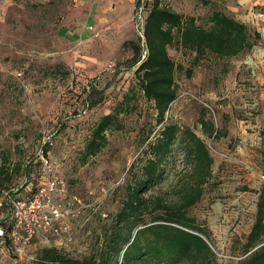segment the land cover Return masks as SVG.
I'll return each mask as SVG.
<instances>
[{
    "label": "rangeland",
    "instance_id": "rangeland-1",
    "mask_svg": "<svg viewBox=\"0 0 264 264\" xmlns=\"http://www.w3.org/2000/svg\"><path fill=\"white\" fill-rule=\"evenodd\" d=\"M145 1L0 0V162L6 158L9 167H21L11 192L0 198V220L11 225L9 198L30 195L44 177L65 182L64 190L51 197L61 208L54 220L59 232L39 233L21 253L3 233L0 264H27L39 249L52 245L76 257L89 256L112 223L128 169L145 147L142 139L149 131L153 138L160 126L152 101L137 88L132 63L131 42L141 44L136 23ZM162 2L199 21L215 8L238 15L252 32L263 35L264 46V0ZM168 52L182 68L175 73L178 95L166 120L191 127L214 157L213 176L189 208L207 231L205 239L214 253L203 264H236L264 186V96L247 66L255 63L246 53L206 55L193 64L192 54L176 46ZM124 100L127 107L106 130L105 146L82 163L91 128ZM202 111L219 135L203 133ZM43 139H49L47 166L37 156ZM181 168V155L175 151L164 179L149 192L167 188Z\"/></svg>",
    "mask_w": 264,
    "mask_h": 264
},
{
    "label": "trees",
    "instance_id": "trees-1",
    "mask_svg": "<svg viewBox=\"0 0 264 264\" xmlns=\"http://www.w3.org/2000/svg\"><path fill=\"white\" fill-rule=\"evenodd\" d=\"M143 9L144 46L131 42L132 63L136 65L137 88L152 101L159 129L153 138L149 131L142 139L145 147L128 169L120 207L95 253L76 257L56 245L44 246L27 264H180L186 260L203 264L214 256L205 239L207 231L189 214L213 176L214 157L203 137L191 127L166 120L165 113L178 95L175 73L182 68L168 48L176 46L192 54V62L197 64L206 55L230 58L246 53L261 43V35L217 8L203 21L174 10L162 0H146ZM186 73L190 77L192 68ZM126 107L124 100L95 122L81 151L82 163L105 146L106 130L116 125ZM199 122L204 134L219 135L205 111ZM175 151L181 155L180 173L167 188L150 193L164 179L168 158ZM6 163V158L0 162V198L5 191L11 192L21 170L19 164L9 167ZM0 228L8 235L11 225L0 220ZM241 254L236 264H264V186L258 191L255 220Z\"/></svg>",
    "mask_w": 264,
    "mask_h": 264
},
{
    "label": "built area",
    "instance_id": "built-area-1",
    "mask_svg": "<svg viewBox=\"0 0 264 264\" xmlns=\"http://www.w3.org/2000/svg\"><path fill=\"white\" fill-rule=\"evenodd\" d=\"M142 10L143 7H140L136 27L142 39L141 44L144 46V17H142ZM145 53L146 50L143 49L142 57L145 56ZM111 67L112 64L110 63L105 68L110 69ZM17 74L21 75V72H17ZM204 104L207 105L206 103ZM48 140L43 139L37 151V156L44 166L49 165L48 156L45 153L46 143L49 142ZM64 188L65 182L63 179L58 177H44L30 195L21 198H9L12 224L8 232V237L17 252L21 253L31 239L39 233L47 231L59 232L54 226V220L58 219L61 215V208L60 205L53 203L51 197L53 193L63 191ZM2 234L3 230L0 229V235Z\"/></svg>",
    "mask_w": 264,
    "mask_h": 264
},
{
    "label": "crops",
    "instance_id": "crops-1",
    "mask_svg": "<svg viewBox=\"0 0 264 264\" xmlns=\"http://www.w3.org/2000/svg\"><path fill=\"white\" fill-rule=\"evenodd\" d=\"M235 18L244 21V19H242L238 15L235 16ZM261 37H263L262 34ZM247 54L249 55V57H252L251 61L253 60V63H255V66H253L252 64L247 65L250 70L252 81L254 80V85L256 87L259 85V90L262 96H264V46H262V44H258L251 50L246 52V55ZM245 118V116L240 117V119L246 120Z\"/></svg>",
    "mask_w": 264,
    "mask_h": 264
}]
</instances>
